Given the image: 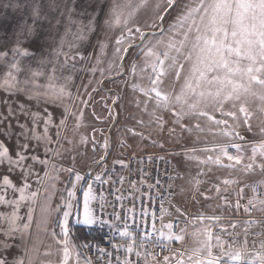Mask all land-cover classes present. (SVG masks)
<instances>
[{"label":"snow or ice","instance_id":"snow-or-ice-1","mask_svg":"<svg viewBox=\"0 0 264 264\" xmlns=\"http://www.w3.org/2000/svg\"><path fill=\"white\" fill-rule=\"evenodd\" d=\"M93 2L96 0H88L89 6ZM75 3L76 0H73L72 6L67 8L68 22L77 24V31L72 33L73 39L71 41L66 39L70 31L66 26L64 36L59 39L58 46L54 49L56 59L46 61L41 58L39 61L41 66L46 63L53 65L51 74L46 76V84L37 83L38 77L46 75L44 72L22 68L17 57L35 55V52L22 47L24 43L32 42L40 48L38 41L46 39L37 30V20L48 21L55 28L61 22L59 18L53 23L43 13L38 3L32 4L30 6L32 23L29 24L25 18L18 26V35L13 47L0 51V58H7L9 52L13 57L10 69L3 79L2 86L5 89L22 91L28 95L29 100L41 102L42 107L59 104L63 108L56 121L47 107H44V115L23 105L20 106L19 114L8 109L6 114L0 115V206L7 209L0 211V264H93L91 257L84 256L79 250L81 247L91 250V246L75 245L69 239L71 232L69 217L74 215V209L77 224L90 226L100 222L108 224L112 229V234L108 237L112 251L99 245L96 247L98 258L103 259L105 264H161L154 255L156 247H162L165 253L172 252L175 264H264V241L260 244L261 251L249 258L246 252V237L243 248L235 247V241L226 244L219 235L213 233L210 225L193 234L197 246L190 249L185 260L182 258L184 252L169 248L172 241H184V229L173 232L174 224L172 222L164 224L162 218V227L155 228L153 212L151 230L133 231L129 219L135 223V206L130 207L122 216L102 193L98 199L93 182H87L86 187L81 189L83 200L81 209L77 201V186L85 177L79 172L75 173L71 189L64 190L67 196L61 192L62 203L52 206L60 171L52 163V158L62 155V141L72 143L63 134L67 129L68 117H76L78 121L73 131L79 128V120L82 119V114L78 116L72 112L68 103L73 99L69 90L71 74L59 77L63 83L56 84L54 83L58 79L56 73L62 70L69 60H75L76 56L84 60L85 56L79 51L82 42L88 39L90 32L97 30L104 32L105 28L108 30L121 28L120 35L114 40L112 66L115 67L117 74H123V61L131 52L130 74L143 78V74L147 72L149 80L147 87L142 88L139 84H134L133 88L134 90L139 88L146 97L153 100L156 111L170 113L173 123L190 133L193 129L203 131L199 121L204 120L212 125L210 131L214 130L215 134L229 138L228 143L202 149L213 151L216 155L208 156L206 160L200 161L201 163L228 169H237V166H240L239 170L245 173L258 168L264 173V0H190L176 16L175 22L167 28L162 26L164 16L157 15L156 20L160 21V24L153 22L148 25L153 29L151 32H145L134 21L136 11L147 5V0H135V3L133 0H114L104 14L103 20L99 18L100 13L93 9L87 24L72 20ZM177 4L178 0H167L165 11L176 7ZM12 7L19 9L23 6L17 3ZM56 7L59 6L54 0H50L49 8ZM63 14L64 12H61V15ZM80 15L88 16L87 10L82 11ZM157 29L159 31H156ZM98 39L102 41L106 39V33L105 37ZM66 45L69 52L76 50L75 55L70 56L69 52L63 50ZM99 46L101 49L107 47L103 42ZM61 56L64 57V61L58 65ZM137 56L142 57V65L137 64ZM22 71L30 73L24 81L18 79V74ZM169 76L172 80L170 90L166 91L164 84ZM145 103L147 104V101ZM252 105H255V110L252 109ZM257 113L258 122L253 125L252 120ZM155 114L154 111L153 115ZM19 116H24L25 121H21ZM12 118L16 119L15 128L18 131L15 133ZM28 120L31 121V127ZM184 120H188L189 125H184ZM161 121L162 117L156 116V122ZM192 121L196 123L192 124ZM41 122L43 132L39 133L37 129ZM52 127L56 129L55 139L50 134ZM254 127L258 129V133L254 134L252 141H247L242 132L252 133ZM84 142L86 140L82 137L81 143ZM40 149L46 158L42 159L36 154ZM229 149H234L235 154ZM188 158L195 159L192 156ZM224 158L228 163H224ZM120 163L123 166V161ZM37 164L44 167L43 176L35 171ZM67 171L72 173L74 170ZM13 176L16 177L15 181ZM33 176L36 177L38 187L30 191L32 185L28 181ZM92 180L103 185L108 184L111 177L104 179L102 175L97 174ZM223 183L227 185L237 181L225 179ZM245 188L252 190L250 197L245 193ZM256 188H260L261 191L256 192ZM217 191L219 192V189ZM16 193H19L18 198ZM146 195L150 196V193ZM236 196L238 197L236 210L243 206L244 211L249 212L250 208H256L258 203L259 211L264 212V180L253 185H245ZM245 198L247 203L241 205V200ZM224 199L228 202L227 197ZM115 200L122 202L123 196L116 195ZM97 201L98 211L104 215H108L107 208L112 207L111 221L103 220L97 214V208L93 206ZM22 207L27 208L24 215H21ZM128 213L133 215L129 216ZM148 215L147 211L141 210V217ZM199 219L218 221L219 217L200 216ZM120 221H123L122 227L118 223ZM147 222L146 219H142L140 223H135L136 229H141ZM34 223L36 232L33 234L31 230ZM50 224L59 227L60 232L57 233L54 227L50 230ZM164 229H167V232ZM221 231L224 232L226 229L221 228ZM40 233L51 236L59 245L55 253L59 256L58 260L40 258ZM260 235L264 236V232ZM116 237H119V243L116 242ZM214 249L219 251L214 252ZM43 256L51 257L53 252L47 250ZM162 264H171L168 254L163 255Z\"/></svg>","mask_w":264,"mask_h":264},{"label":"crops","instance_id":"crops-1","mask_svg":"<svg viewBox=\"0 0 264 264\" xmlns=\"http://www.w3.org/2000/svg\"><path fill=\"white\" fill-rule=\"evenodd\" d=\"M54 2L59 7H56L55 9H50V0H40V2L38 3L41 6L43 13L46 14L53 21V23L55 22L56 18H59L61 21L60 24L53 28L52 23H49L48 21L37 20L40 21V30L38 29V32L42 37H46V39H41L38 41V43L41 45L40 48H37L35 46V43L32 42L24 43L22 47L28 48L29 50L35 52V55H30L27 57H17V59H19L20 61L22 68H30L32 70L42 71L46 74L45 76L37 78V83L41 85L47 83L46 76L51 74V69L53 65L51 63H46L44 66H41L39 61L41 60V58H44L46 61H52L56 59L54 55V49L58 46L59 39L64 36L66 26L68 29H70L66 37L68 41H71L73 39L72 33H75L77 31V24H70L68 22L67 15V8L72 6L73 0H54ZM133 2L135 3V0H133ZM189 2L190 0H178V4L176 7L165 11L167 7V0H147V5L144 7H140L136 11L134 21L145 32H151L153 31V29L148 27V25L152 24L153 22L160 24V21L156 20V17L157 15H163L164 21L162 26L164 28H167L170 24L175 22L176 16L181 12L183 6L185 4H188ZM113 3L114 0H96V2H93L91 6H89L88 0H76L75 11L72 13V20L82 21L84 24H87L88 18L92 14L93 9L100 13L99 18L103 20L105 18L104 14L108 11V9ZM31 5L32 4H23L22 11L19 12L21 15L20 22H22L25 18L27 19V16L31 17ZM85 9L87 10L88 16L80 15V13ZM5 12H7V8H5ZM61 12H64V14L61 15ZM7 16L8 14L3 12L2 22H4L5 24H8ZM98 31L99 30L95 32H90L88 34V39L83 41L79 48V51L85 56V59L81 60L79 56H76L75 60H69L65 67L56 73L58 77V79L54 81V83L56 84L63 83V80L59 79V77L71 74L72 81L69 84V90L72 93L73 99L71 101H68V103L71 110L74 102H78L79 110L77 111V115L80 116L82 114V119L79 120V128L76 131H73L78 121L76 117L69 116L70 119L73 121V127L70 130V135L68 139L71 140L72 143L69 144L67 140L62 141V149H68V151L62 150V155L58 158H54L55 162H108L109 164V162L118 161L126 153L132 154V157L133 155L161 156L159 155L161 152L177 154L179 150L177 149V147H175L173 142H175L176 139H179L180 141H186L189 138L190 133L182 129L180 125L173 123V117L170 113L156 111L155 102L146 97L143 91L139 90V88L134 90V84H139L140 87L144 88L148 86L149 80L147 78V72L143 74V78H141L140 76L133 77L130 74L129 69L132 59L131 52L127 54L128 58L123 61V74H117L115 67L104 62L103 57L98 58L97 65L95 67V70L98 71L97 73L90 74L89 70L86 71L88 58L93 50V39L95 38V35ZM156 31H159V29H157ZM6 33L8 34V31H6ZM120 33V27H116L113 30H109L107 38H109L108 40L111 49H109L107 52L111 53V55H113L114 40L117 36L120 35ZM63 50L65 52H69L67 45L64 47ZM75 53L76 50L73 49L71 52H69V55L73 56L75 55ZM104 53H106V50L104 51ZM3 59H5V63L1 65L2 68L0 69V115L6 114L8 112V109H11L12 111L19 114V112L21 111V105L26 108H29L32 111H40L41 114L44 115V107H47L49 111H51L54 121L58 120L61 112L63 111V108L59 104H50L42 107L41 102H38L36 100H29L28 95L24 92H17L15 91V89L9 91L2 86L4 76L6 75V72L10 69V63L13 61L11 52H9L7 58H2V60ZM63 61L64 57L61 56L59 58L58 65ZM126 61L127 63L125 64ZM136 62L138 65H142V57L137 56ZM29 76L30 73L22 71L18 74V79L20 81H24ZM171 80L172 77L169 76L165 81L164 88L166 91L170 90L169 85ZM21 86L23 87V85ZM178 89L179 84H177V90ZM112 95L118 97V101L112 102L110 108L108 106L111 99L110 97H112ZM78 96H80V100L77 99ZM65 99L67 100V98ZM147 99L149 100L147 104H149V106H152L150 110L148 109L147 114L143 113L142 117H146L148 115L150 126L152 127V129L156 130L151 132V134L149 132L151 139L147 138V132L144 131V129H138L134 127L126 128L123 126L124 128L115 130V125L119 122L120 119H123L124 122L131 119L135 120V118L137 119L136 111L139 108V105L144 101L146 102ZM81 101H84L85 103H81ZM252 109L254 110L253 105ZM154 111L156 112L155 115H153ZM216 115L217 118H219V114L217 113ZM156 116L162 117V121L160 123L156 122ZM19 119L21 121H25L24 116H19ZM27 122L29 127H31V121L28 120ZM11 123L14 126L13 132L15 133L16 131H18V129L15 128L16 119L12 118ZM195 123L196 121H194L193 124ZM199 123L201 125V128H203V131L196 130L195 134H197V138H207L209 142L217 141L216 143H210L208 145L213 147L218 144H225L229 142V138L215 134L214 130L210 131L212 125L207 121L201 120L199 121ZM183 124L186 125V120L183 121ZM158 130L163 131L157 133ZM37 131L39 133L43 132L42 122L40 127H38ZM55 131V127H52L50 129V134L53 136V139H55ZM63 134L65 135V133ZM242 134L245 135L247 141H252V138H254L252 136L253 133L249 134L248 132H242ZM82 137L85 138L86 142L81 143ZM13 140H15V134L13 135ZM162 144L168 145V147H162ZM52 146L55 147V145ZM186 150H192V148H186ZM36 154L42 159L46 158L43 155L42 149L38 150ZM208 156L214 155L209 154ZM164 157L168 156L165 155ZM192 157L197 158L198 162L207 159V157L202 158L199 155H192ZM29 163H31V161H29ZM92 164H90V167L92 166ZM35 171L40 176H43L45 169L43 166L37 164L35 165ZM175 177L174 182L177 189V186H180L181 183L180 179L177 178V173ZM12 178L14 181L16 180L15 176H13ZM28 183L32 185L30 191H34L38 187V185L36 184L35 176L30 177ZM15 195L18 198L19 193H16ZM24 203L27 204V202ZM177 203L179 208L180 205L189 208L193 206V204H191V202H189L187 198L183 196L180 190L179 193H177ZM6 210L7 209L3 208V206H0V211ZM20 211L21 215H24L27 211V208L22 207ZM243 214V217L236 218L237 220L232 223L233 226L243 225L244 219H254L253 217L249 216L247 212H243ZM60 215H62V213ZM74 218L76 217H69V226L71 229L72 226H74L75 228L88 229L87 226L77 224L75 222L76 219L74 220ZM53 227V225H49L50 230H52ZM34 228L35 223L33 224L31 232H33ZM54 230L57 233L60 232L59 227H54ZM35 232L36 228L34 230V233ZM39 239L41 241V244L44 241L55 242L51 238V236L45 233H40ZM69 239L70 241H73V244H75L73 240L72 230L70 232Z\"/></svg>","mask_w":264,"mask_h":264},{"label":"rangeland","instance_id":"rangeland-1","mask_svg":"<svg viewBox=\"0 0 264 264\" xmlns=\"http://www.w3.org/2000/svg\"><path fill=\"white\" fill-rule=\"evenodd\" d=\"M40 0H0V51L9 50L13 47V45L16 42V36L18 35V26L21 24L20 22V11H22V8L14 9L12 5L14 4H20L23 6V4H34L38 3ZM39 4V3H38ZM5 8H7V12H5ZM28 8V7H27ZM3 12L8 14V24H5L2 22V15ZM29 19V20H28ZM28 23H32V18L30 16H27ZM5 26V28H4ZM37 30H40V21L36 22ZM8 31V34L6 33ZM106 33V39L100 40L98 37H105ZM109 30L105 28L104 32L98 31L95 35V38L93 39V50L89 55L86 71L89 70V73H97L98 71L95 70V67L98 62V58L103 57L104 62L112 65L113 62V55L111 53H108L107 51L110 48L109 44V38L108 37ZM15 34V35H14ZM7 36V37H6ZM13 36V37H12ZM103 42L107 45V47L101 49L100 43ZM107 48V49H106ZM106 50V53L104 51ZM128 61V60H127ZM125 62V64L127 63ZM5 63V59L2 60L0 58V69L2 68L1 65ZM124 72V71H123ZM89 74V75H90ZM109 106L111 108L112 102H117L118 97H115V95H112L110 97ZM80 100V96L77 98ZM147 102L149 100L147 99ZM152 105L149 106V104H146L145 101L142 102L139 105V108L136 111V117L135 120H127L124 122V120L120 119L118 123L115 125V130H119L120 128H138V129H144V131L147 132V138H150L149 132L156 131L155 129H152L150 126L149 116L142 117L143 113H148V109L150 110ZM254 110H255V105ZM79 110L78 102H74L71 111L77 113ZM258 116L257 113L256 116L253 117L252 123L255 125L258 122ZM71 117V116H70ZM68 119L67 121V129L64 131L65 135L69 137L70 130L73 127L72 120ZM192 124L194 121L191 122ZM186 125H189V121L186 120ZM124 126V127H123ZM142 127V128H141ZM163 131V130H162ZM159 131V132H162ZM196 130L193 129V131L190 133L189 138L186 141H180L179 139H176L173 144L177 149L179 150L176 153H160L159 155H166L173 164V176H176L180 179V186H177V193H179V190L182 192L183 196L187 198L193 206L191 208L189 207H183L180 205L179 208V217L183 219L186 222H189L188 225L184 226V241L183 242H177L172 241L171 243L174 245L175 249L173 251L177 250H184V256L183 259L187 260V255L190 252V249L193 247H196V243L194 242V236L193 234L196 233L198 230H202L203 227L210 225L212 228V231L215 235H219L221 240L226 242V244H231L232 241H235V247L243 248L245 237L247 238V248L246 252L249 258L256 253L261 251L260 244L262 241H264V236L260 235V233L264 232V212L259 211L260 205L257 203V207L255 209V216L254 219L251 220H245L243 225L233 226V222L237 220V217H243V206L236 210L235 204L238 199L236 196V193L240 190V188H243L245 185H253L257 182L264 180V173H261L260 170L257 168L253 172L245 173L243 171L239 170L240 166H237V169H228V168H221L216 165L212 164H204L201 162H198L197 158L195 159H189V156L192 155H199L202 158H206L209 154L210 155H216L213 151H203L204 148H212V146L208 145L210 143H216L217 141H208L207 138H197V134H195ZM253 137L254 134L258 133L257 128H253ZM250 134V133H249ZM253 140V138H252ZM205 141V142H203ZM162 147H168V145H161ZM186 148H192V150H186ZM63 150V149H62ZM195 150V151H194ZM229 151L234 153V149H229ZM159 153V152H158ZM250 154V152H249ZM135 156V155H133ZM132 157V154L126 153L124 156H122L121 159H119L116 162H55L54 158L52 159V163L56 165L58 169H60L58 173L59 179L56 181V194L53 197L52 200V206H56L57 204H61L62 201L60 200L61 192H63L64 196H67L65 189H71L72 183L75 180V173L79 172L81 175L85 177L84 181H81L77 186V196H80L78 198L79 206L82 209V187H86L87 182H93L87 178V173L91 171L90 164L92 166L96 165L97 163L100 164L98 168L92 169L93 175H104L106 173L112 174L114 176H121L124 173V168L127 160ZM205 160V159H204ZM120 161H123V166L121 165ZM247 161H245L246 163ZM224 163H228L227 159L224 158ZM259 163V161H258ZM67 169H73L74 171L72 173H69ZM176 178V177H175ZM225 179L228 180H235L237 183H229L224 184L223 181ZM94 185V183H93ZM95 188V186H94ZM219 189V192L217 191ZM245 188V193H246ZM43 187L41 189V196H43ZM224 197H227L228 202L225 201ZM243 200H241V205H243ZM196 205V206H195ZM37 215L39 214V208H37ZM75 211H74V215ZM200 216L203 217H219L218 221L215 220H208L199 219ZM76 218H74L75 220ZM73 220V221H74ZM231 224V225H230ZM83 225V224H81ZM85 226V225H83ZM74 227V226H72ZM88 231H91V225L87 226ZM221 228L226 229V231L222 232ZM33 229V234H34ZM72 230V229H71ZM72 234H74V231L72 230ZM77 239L82 241L81 237L78 234H75ZM71 242H73L71 240ZM83 242V241H82ZM80 243V245H84L85 243ZM215 241H213L214 243ZM31 243V240H30ZM49 246H51L49 248ZM59 247L55 242H49L44 241L42 244H40V253H41V259H52V260H58L59 256L56 255V249ZM82 248V247H81ZM47 250H50L53 252V256L51 257H45L43 256V253ZM82 252V249H79ZM218 249H214V252H218ZM171 264H175V259H172V254L170 256ZM162 264V263H161Z\"/></svg>","mask_w":264,"mask_h":264},{"label":"built area","instance_id":"built-area-1","mask_svg":"<svg viewBox=\"0 0 264 264\" xmlns=\"http://www.w3.org/2000/svg\"><path fill=\"white\" fill-rule=\"evenodd\" d=\"M163 159H160V158ZM99 165L91 167V171L87 174V178L91 181L94 177L92 169L98 168ZM173 164L170 158L158 155L151 156H133L129 158L125 164L124 173L121 176H114L106 173L103 175L104 179L111 177V181L108 184H101L94 182V191L99 199L102 193L110 204L115 205L116 210L123 216L127 213L128 209L135 206V223H140L142 219H146L148 222L143 224L141 229H136L133 220L129 219V223L133 225V231L151 230L152 229V213H155V228L162 227L161 218L163 223L167 224L172 222L174 224L173 232H179L189 222L184 221L178 216V203H177V189L173 176ZM122 178V181H121ZM157 181L159 182L157 184ZM151 186V187H150ZM119 189L120 191H116ZM139 189V191H137ZM260 188H256V192H260ZM113 193L109 195V193ZM146 193H150L146 195ZM247 196L252 195L250 188L246 189ZM116 195H122V202L115 200ZM247 203V198L244 199L243 205ZM122 205V206H121ZM94 207L97 208V214L103 220L111 221L113 219L111 213L112 207L107 208L108 215H104L98 211V201L94 202ZM161 208L163 209L161 211ZM147 211L149 215L147 217H141V210ZM247 214L251 217L255 216V209L250 208ZM132 216L133 213H128ZM123 226V221L118 222ZM167 232V229H164ZM91 232L95 236V240L88 243L91 246V250L83 248V255L91 257L93 264H105L103 259L98 258L96 253V247H105L109 251H112L108 237L112 234V229L108 224H102L97 222L91 225ZM116 242L119 241V237L115 238ZM169 248L175 249L172 243L169 244ZM184 252V250H180ZM164 254L171 256L172 252L165 253L162 247H156L154 249V255L156 259L161 261ZM135 259V257H132Z\"/></svg>","mask_w":264,"mask_h":264},{"label":"trees","instance_id":"trees-1","mask_svg":"<svg viewBox=\"0 0 264 264\" xmlns=\"http://www.w3.org/2000/svg\"><path fill=\"white\" fill-rule=\"evenodd\" d=\"M80 196H78L79 198ZM72 230L74 231V234H73V240L75 242L76 245H80V243L83 241L85 244H88L90 243L91 241H94L96 238L95 236L92 234L91 231H88L84 228H75V227H72ZM75 234H78L82 241H80V239L78 240L76 235ZM82 242V243H83ZM83 250V248H80Z\"/></svg>","mask_w":264,"mask_h":264}]
</instances>
